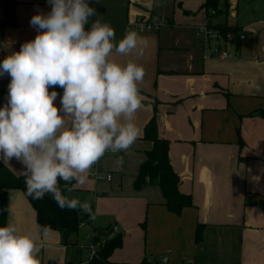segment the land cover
Listing matches in <instances>:
<instances>
[{
    "label": "crops",
    "instance_id": "0c3cea01",
    "mask_svg": "<svg viewBox=\"0 0 264 264\" xmlns=\"http://www.w3.org/2000/svg\"><path fill=\"white\" fill-rule=\"evenodd\" d=\"M206 1L88 0L96 10L92 19L109 24L117 40L140 19L164 25L139 33L148 42L142 54H114L121 63L132 60L145 69L135 120L141 131L128 149L129 166L126 151L107 152L87 182L67 195L93 207L88 242L81 238L85 225L68 242L61 232L42 231L25 194L9 191L7 224L36 237L40 264H93L83 246L98 251L117 235L123 246L108 264H264V0H228L227 17L212 19L213 25L240 29L241 44H229L226 59L211 56L216 44L204 49L197 37V29L210 22ZM50 10L47 0H0V61L35 38L31 18ZM9 82L7 75L0 77V107ZM55 103L59 106V97ZM154 115L159 138L170 143L180 191L193 201L180 216L165 206L157 184L134 188L153 147L143 135ZM120 154L123 165L117 170ZM0 162L24 176L17 160ZM95 170L120 175L95 181L90 177Z\"/></svg>",
    "mask_w": 264,
    "mask_h": 264
},
{
    "label": "clouds",
    "instance_id": "9594fccd",
    "mask_svg": "<svg viewBox=\"0 0 264 264\" xmlns=\"http://www.w3.org/2000/svg\"><path fill=\"white\" fill-rule=\"evenodd\" d=\"M47 3V14L31 18L35 38L0 61V77H10L0 107V161L22 165L33 200L50 194L61 210L89 212L87 202L65 196L59 182L84 185L105 153L127 151L139 138L145 69L114 54H142L148 42L131 29L117 40L109 24L92 19L96 10L88 0ZM57 87L62 95L50 91ZM122 165L118 158L117 169ZM39 251L33 235L12 223L0 226V264H40Z\"/></svg>",
    "mask_w": 264,
    "mask_h": 264
},
{
    "label": "trees",
    "instance_id": "16d2710c",
    "mask_svg": "<svg viewBox=\"0 0 264 264\" xmlns=\"http://www.w3.org/2000/svg\"><path fill=\"white\" fill-rule=\"evenodd\" d=\"M204 8L209 13L215 12V16L209 15V26L218 30L223 36L224 41L227 35L232 34L234 39L231 44L239 46L241 44L240 29L230 27L227 23L213 25L212 19L216 17H227L228 0H207ZM227 43V41H225ZM143 140L153 144L152 150L147 153V161L140 167L139 175L135 181L134 188L139 191L148 184H157L165 199V206L168 210L177 215H182L183 211L192 208L193 201L191 196L185 195L180 191L181 180L174 171L170 161V143L158 136V126L155 115L144 129ZM76 185L72 183L59 182L63 194L67 196ZM68 189H71L70 191ZM20 190L29 200L37 213V220L42 229H50L61 232L66 242L76 235L82 224L94 223L93 207L89 212L77 210H61L52 199L51 195H45L43 200H33L27 195L25 177L14 175L2 162H0V226L7 225L9 191ZM144 226V225H143ZM98 239V237H96ZM201 240V228L196 234V242ZM123 246V237L117 235L108 239L93 258V264H108L113 253Z\"/></svg>",
    "mask_w": 264,
    "mask_h": 264
},
{
    "label": "built area",
    "instance_id": "2783aa9c",
    "mask_svg": "<svg viewBox=\"0 0 264 264\" xmlns=\"http://www.w3.org/2000/svg\"><path fill=\"white\" fill-rule=\"evenodd\" d=\"M208 15L215 16V12L210 11ZM1 22L3 25H6L7 23V21H4V20H2ZM161 26L162 25H159L158 23L152 22L150 20L140 19L136 21L135 23L131 24L129 26V29L135 30L138 33H149L153 31H159L161 29ZM197 37L201 40V45H202L201 47H203L204 49H208V46L211 43L216 44L211 56L215 55V57L218 59L228 58V52L226 48L229 46V44L232 43V40L234 39L232 34H229L227 36V40H225L227 41V43H225L224 38L220 34V32L218 30L212 29L208 24H206L205 26L199 27L197 29ZM90 177L95 181H101V180L110 181L112 179L111 175H104L98 172L97 170L91 172ZM84 225L85 224L83 223L82 226ZM111 231L113 232L112 234L116 233L117 227L116 226L113 227ZM97 252L98 251L95 245H92L89 248V253L92 259L96 257Z\"/></svg>",
    "mask_w": 264,
    "mask_h": 264
},
{
    "label": "rangeland",
    "instance_id": "374dc122",
    "mask_svg": "<svg viewBox=\"0 0 264 264\" xmlns=\"http://www.w3.org/2000/svg\"><path fill=\"white\" fill-rule=\"evenodd\" d=\"M156 23H158L159 25H164L163 23H160V22H156ZM228 36V35H227ZM119 155V154H118ZM120 158H122L123 159V155L122 154H120ZM130 158H131V153L127 150L126 151V164H127V166H129V160H130ZM115 166H116V164H115ZM117 170H120V169H117ZM117 170H115V171H117ZM120 175V173H119V171H118V173L116 172L115 174H112V176L113 175ZM128 181V180H127ZM92 229H93V226L92 225H90V224H85V226H84V229H83V233H81V238L83 239H87L86 241L88 242V234H90L89 236H92ZM86 241H85V243H86ZM89 244V243H88ZM92 246V245H91ZM89 247V246H88ZM88 247H85L84 248V246H83V248H82V251H83V256L84 257H89V249H88Z\"/></svg>",
    "mask_w": 264,
    "mask_h": 264
}]
</instances>
